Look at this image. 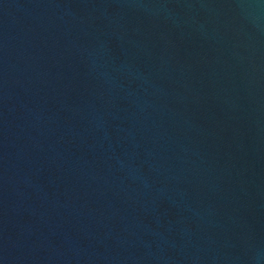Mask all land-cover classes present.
<instances>
[{"label":"water","instance_id":"water-1","mask_svg":"<svg viewBox=\"0 0 264 264\" xmlns=\"http://www.w3.org/2000/svg\"><path fill=\"white\" fill-rule=\"evenodd\" d=\"M0 264H264V0H0Z\"/></svg>","mask_w":264,"mask_h":264}]
</instances>
